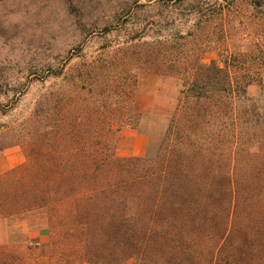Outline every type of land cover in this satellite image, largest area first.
<instances>
[{
  "label": "trees",
  "instance_id": "16d2710c",
  "mask_svg": "<svg viewBox=\"0 0 264 264\" xmlns=\"http://www.w3.org/2000/svg\"><path fill=\"white\" fill-rule=\"evenodd\" d=\"M229 68L185 71L142 157L115 155L114 125L133 117L72 84L34 127L28 162L0 177L17 187L0 192V218L41 215L47 258L1 248L0 264H264V96Z\"/></svg>",
  "mask_w": 264,
  "mask_h": 264
},
{
  "label": "rangeland",
  "instance_id": "374dc122",
  "mask_svg": "<svg viewBox=\"0 0 264 264\" xmlns=\"http://www.w3.org/2000/svg\"><path fill=\"white\" fill-rule=\"evenodd\" d=\"M211 61L264 96V0H0V177L28 162L34 127L50 122L72 84L133 117L136 125H114L118 158L138 157L140 136L146 156L183 75ZM8 178L0 192L16 190ZM46 236L0 249L41 263Z\"/></svg>",
  "mask_w": 264,
  "mask_h": 264
},
{
  "label": "crops",
  "instance_id": "0c3cea01",
  "mask_svg": "<svg viewBox=\"0 0 264 264\" xmlns=\"http://www.w3.org/2000/svg\"><path fill=\"white\" fill-rule=\"evenodd\" d=\"M142 151L132 156L142 157L148 147V138L140 136ZM45 220L38 214H26L11 218H0V246L14 243L35 245L47 238ZM38 241V242H37Z\"/></svg>",
  "mask_w": 264,
  "mask_h": 264
}]
</instances>
